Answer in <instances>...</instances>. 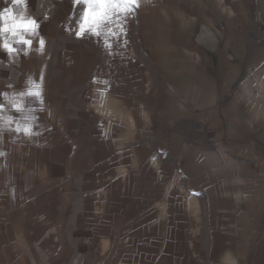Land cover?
Listing matches in <instances>:
<instances>
[{"label": "crops", "instance_id": "0c3cea01", "mask_svg": "<svg viewBox=\"0 0 264 264\" xmlns=\"http://www.w3.org/2000/svg\"><path fill=\"white\" fill-rule=\"evenodd\" d=\"M136 2L0 0V264H264V0Z\"/></svg>", "mask_w": 264, "mask_h": 264}, {"label": "snow or ice", "instance_id": "6c2138e0", "mask_svg": "<svg viewBox=\"0 0 264 264\" xmlns=\"http://www.w3.org/2000/svg\"><path fill=\"white\" fill-rule=\"evenodd\" d=\"M17 2H23V0H17ZM83 2L87 5V9L83 13L80 31L76 33L78 36L84 35L89 30H91L92 34L98 35L100 25L109 21L113 14L129 12L133 6L138 7L136 0H83ZM0 20L6 21L3 27L0 28V32H11L13 35H16L21 30L35 31L38 28L36 21L25 20L23 18L16 19L9 10L0 13ZM89 25L95 27L89 29ZM20 42L28 45L31 44L29 40H21ZM40 44L43 47L44 41L41 40ZM3 47L9 51L13 50L8 44H4ZM36 87L39 88V85H36ZM29 95L39 96L40 93L29 92Z\"/></svg>", "mask_w": 264, "mask_h": 264}, {"label": "rangeland", "instance_id": "374dc122", "mask_svg": "<svg viewBox=\"0 0 264 264\" xmlns=\"http://www.w3.org/2000/svg\"><path fill=\"white\" fill-rule=\"evenodd\" d=\"M174 227L175 226H171V228H170L171 232H169V233L166 232L164 235L154 236L153 242H154L155 249H156L155 253H159V255L165 256L166 253H171L174 250L173 247L176 245V243L179 244V243L183 242L184 238H188V236H190L189 233L184 232L183 230H178V228L175 229ZM109 242L112 244V249L115 248L116 243H115L114 239L110 238ZM160 246H162L161 250H160ZM162 248H164L165 250ZM147 253L148 252L146 251L145 254H147ZM188 256H189V252H188ZM145 257H147V255ZM192 259H194V258H191L189 256V262H187L186 264H192ZM206 261H205V263H206ZM146 264H148V262H146ZM183 264H184V262H183Z\"/></svg>", "mask_w": 264, "mask_h": 264}, {"label": "clouds", "instance_id": "9594fccd", "mask_svg": "<svg viewBox=\"0 0 264 264\" xmlns=\"http://www.w3.org/2000/svg\"><path fill=\"white\" fill-rule=\"evenodd\" d=\"M29 51H30V49H26L25 52H24V55L27 56L29 54ZM35 51L38 52V53H42L43 49L41 47V48L35 49Z\"/></svg>", "mask_w": 264, "mask_h": 264}]
</instances>
